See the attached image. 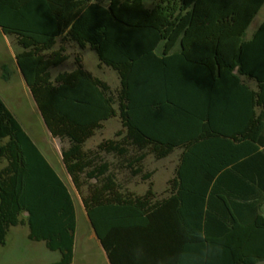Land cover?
Listing matches in <instances>:
<instances>
[{
	"label": "trees",
	"instance_id": "trees-1",
	"mask_svg": "<svg viewBox=\"0 0 264 264\" xmlns=\"http://www.w3.org/2000/svg\"><path fill=\"white\" fill-rule=\"evenodd\" d=\"M263 5L264 0H0V31L23 50L16 62L48 132L69 145L62 162L111 264L116 241L170 254L194 229L224 242L223 256L212 264L264 259V198L254 201L264 194V23L245 40ZM57 38L94 52L98 65L117 75V91L84 71L79 60L57 86L48 83L47 71L67 60L62 48L41 55ZM189 49L198 56L191 59L196 53ZM256 49L263 55L257 66L251 60ZM114 118L121 125L114 139L84 152V143ZM174 150L181 154L160 200L151 183L141 196L121 192L101 156H113L117 170L145 182L152 177L143 171L145 158L163 160ZM0 160V246L10 228L26 226L29 241L60 254L51 264H72V199L1 101Z\"/></svg>",
	"mask_w": 264,
	"mask_h": 264
},
{
	"label": "crops",
	"instance_id": "crops-1",
	"mask_svg": "<svg viewBox=\"0 0 264 264\" xmlns=\"http://www.w3.org/2000/svg\"><path fill=\"white\" fill-rule=\"evenodd\" d=\"M262 23H264V5L259 10L257 15L254 17V19L250 23L248 29L246 30V33H245L246 41L251 39L254 32L257 30V28ZM61 41H62L61 38H57L56 43L53 46V48L49 52H45L41 54L42 56H44V58H47L49 54H51V52L57 53L59 49L62 48L63 52L60 55L67 56V60L64 63L60 64L59 66L52 67L47 71V74H48L47 82L48 83H51L53 86H57L58 85L57 82L59 81L58 78L62 75L72 73L76 69L75 61L79 60L81 62V65L84 71L91 74L92 77L107 84V82H105L99 77L98 71L104 69V67H100L98 65V60L96 62L92 61V65H90L91 70H87L85 68L82 52L85 51L87 48L81 49L73 43H68V42L62 43ZM70 50L73 52L72 54L69 53ZM177 50H178V47L174 49V51H177ZM189 50L190 52L196 53L194 55H191V59H194L195 55L198 56L197 52L199 51H194V49H189ZM201 50H204V49H201ZM22 52H23L22 48L18 46L14 37L4 36L2 32L0 31V101L5 106V108L10 113V115L13 117V119L17 122V124L20 126V128L23 130V132L27 135V137L30 139L33 145L37 148V150L43 156L45 161L48 163L51 169L55 172L57 177L62 181V183L67 189V192L69 193L70 190H73L75 195L79 197L81 211L83 212L82 215H80L81 218H79V213H78V211H80L79 207L74 201L73 197L69 193L72 199L73 205H74V210H75V217H76L75 234L78 228H80V230L83 231V234L88 233V237H90L92 240H95L97 245L101 248L106 258L107 264H111L110 260L106 256L104 250L102 249L100 243L96 239L89 225L88 219L84 211V207L81 202L80 193L74 188L71 182L70 176L68 175L64 167V164L62 162V154H61L62 149H67L69 145L66 141L61 142L58 138H53L48 132L46 125L44 124V121L38 110V107L34 101L32 92L30 88L27 86L26 81L23 77V74L16 62V56L18 54H21ZM202 52H205V51H202ZM3 58H5V61L2 60ZM259 59L263 60V55L261 54L260 51L256 49L255 55L251 57V60H253L252 64L257 66L259 64ZM39 77H41V75H39ZM244 82L251 89L253 90L255 89L254 82L249 81V80H244ZM107 86L110 88L108 84ZM256 111L257 113H259L261 109H258ZM111 121H113V119L104 122L102 124V128L95 131L94 135L84 143L83 145L84 152L95 150L96 147L102 141L114 139V135L116 132H114L113 130L108 131L109 123H111ZM119 130H121V128L118 129V131ZM174 154H177L176 156H177V163H178L181 151L174 150L172 154L169 155L168 157ZM101 156H102V162H106L107 164L110 165L109 171L110 173L113 174L114 179L115 180L117 179L118 181L119 176L117 174V171L119 172V170H116L115 168V164H116L115 158L111 155H101ZM4 165H5L4 161L0 160V169ZM108 173L109 172H107V174ZM173 177H174V174L172 178ZM91 183H94V182L91 181ZM151 184H152V193L154 194L156 200H160L167 196V189L165 190V193L162 196H158L159 193L154 190L153 183ZM147 189L145 190L143 194L146 193ZM120 191L132 193L123 186ZM240 193L241 191L235 190V194L239 195ZM81 194L86 195L87 190L85 188H81ZM137 196H141V195H137ZM261 198H264V194L262 195L257 194V196L254 198V201L257 202L261 200ZM260 214L264 216V204L260 208ZM25 217L26 215L24 214L23 218ZM86 226L89 227L90 232L86 230H82V228H85ZM125 241L126 239H123L122 242L116 241L113 243V249L115 250V252L113 253V262L115 264H133V260L131 256L132 249H129ZM138 244L139 243H137V245ZM137 245H134L133 247H136ZM75 246H76V243L74 240V248ZM153 247L155 246L153 245ZM147 252H148L149 258L162 255V254H159L153 251H147Z\"/></svg>",
	"mask_w": 264,
	"mask_h": 264
},
{
	"label": "rangeland",
	"instance_id": "rangeland-1",
	"mask_svg": "<svg viewBox=\"0 0 264 264\" xmlns=\"http://www.w3.org/2000/svg\"><path fill=\"white\" fill-rule=\"evenodd\" d=\"M70 54L73 52L70 50ZM84 65L87 70H91L92 61L96 62L97 58L94 52L87 48L82 52ZM5 61V58L2 59ZM94 65V63H93ZM99 77L107 82V84L115 93L119 88L117 75L112 70L105 68L98 71ZM121 128L118 118H114L109 123L108 131L117 132ZM106 133V131H105ZM177 154H174L163 160H155L153 156L148 155L142 162L143 171L152 173V177L148 181H142L140 177H132L128 171L119 170L118 182L135 195H142L148 188L149 183H153L154 190L162 196L167 189V182L172 178L177 164ZM117 170V169H116ZM70 195L79 207V218L82 215L79 197L70 190ZM82 230L89 231L86 226ZM90 234V233H89ZM28 228L26 226H17L10 228L7 232L4 246H0V264H51L57 262L60 258L58 252L49 251L44 243L32 242L28 238ZM74 257L72 264H107L106 258L97 245L95 240L88 237V233L83 234L80 228L75 234Z\"/></svg>",
	"mask_w": 264,
	"mask_h": 264
},
{
	"label": "clouds",
	"instance_id": "clouds-1",
	"mask_svg": "<svg viewBox=\"0 0 264 264\" xmlns=\"http://www.w3.org/2000/svg\"><path fill=\"white\" fill-rule=\"evenodd\" d=\"M186 243L174 253L149 258L143 244L131 250L133 264H212L222 257L225 251L224 242L210 240L206 231L194 229L186 234ZM250 264H264V259L250 257Z\"/></svg>",
	"mask_w": 264,
	"mask_h": 264
}]
</instances>
